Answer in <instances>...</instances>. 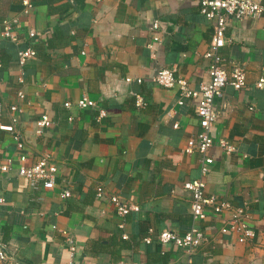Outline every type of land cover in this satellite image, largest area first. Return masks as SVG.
Returning <instances> with one entry per match:
<instances>
[{
    "label": "crops",
    "instance_id": "1",
    "mask_svg": "<svg viewBox=\"0 0 264 264\" xmlns=\"http://www.w3.org/2000/svg\"><path fill=\"white\" fill-rule=\"evenodd\" d=\"M201 3L32 0L25 14L23 0H0V124L16 118L23 143L18 147L14 133L0 130V163L13 160L9 173L0 172L7 264H68V238L76 247L73 264H185L186 251L157 236L166 230L184 236L193 227L212 241L189 264H264V86L256 87L264 78V13L228 22L221 53L228 71L231 62L245 68L246 87L236 91L228 85L216 100L218 118L210 129L215 145L207 153L214 162L203 178L206 196L246 208L253 239L241 242L220 232L229 214L193 220L184 184L201 178L204 155L186 152L200 132L197 101L179 105L177 88L153 82L162 68L176 69L193 90L209 82L204 55L213 23L201 13ZM6 19H17V43L1 35ZM29 30L37 32L35 38ZM27 48L37 56L21 69L18 51ZM82 96L96 107L65 108ZM13 105L23 112H11ZM100 110L107 113L101 120ZM42 116L52 125L38 135L36 120ZM220 139L237 151L226 154ZM44 155L58 168L56 183L33 190L17 169ZM64 190L71 196L63 198ZM113 195L138 210L120 216L110 202Z\"/></svg>",
    "mask_w": 264,
    "mask_h": 264
},
{
    "label": "built area",
    "instance_id": "2",
    "mask_svg": "<svg viewBox=\"0 0 264 264\" xmlns=\"http://www.w3.org/2000/svg\"><path fill=\"white\" fill-rule=\"evenodd\" d=\"M23 12L29 13L33 7L32 0H23ZM201 13L213 23V36L209 45V49L204 57L210 61L208 74L210 80L207 84H201L198 90H193L189 87L188 81L184 78L175 75L176 69L162 68L159 69L153 78V82L165 88H177L180 98L178 104L183 105L187 99L196 100L195 113L199 118L200 132L195 138H191L188 143L186 152H199L204 155L200 166L201 178L188 181L184 184L185 190L190 194V210L192 218L195 222L204 221L209 216L221 217L224 214H229V217L223 221V226L220 232L225 235H237L239 241L245 242L255 237V230L247 223L249 218L246 208L236 207L229 201H221L215 196H206V183L203 178L208 174L210 165L214 159L207 155L208 151L215 145V141L210 136V129L215 124L218 118V110L216 100L222 99L226 86H232L234 90L241 91L246 87V71L245 68L237 62H231V68L228 71L225 67L227 61L222 56V49L226 44V28L230 19L243 20L247 18H259L264 13V0H202ZM17 19H6L2 22L1 35L7 40L14 43L19 41V34L16 28ZM159 28L158 22H154L152 29ZM37 32L29 30L28 36L35 38ZM159 41L158 37L154 38ZM37 56V52L32 48H27L18 51V64L23 69L30 60ZM23 76L20 81L23 82ZM127 82H131L132 78H126ZM138 82H141L139 79ZM264 86V78H261L257 83V88ZM19 99L25 98V92L18 93ZM144 104L142 98L137 96V105ZM65 108L71 109L76 106L80 110L96 107V102L89 99L87 96H82L75 103L65 102ZM11 112L21 113L22 107L13 105L10 107ZM0 103V114L2 112ZM105 110H100L98 119L106 117ZM11 125H1L0 130L14 133V140L18 147L23 145L20 132L16 128L17 119L13 118ZM52 125V121L47 116H42L36 120V133L41 135L43 131ZM217 145L226 153L231 154L237 151L236 147L230 144L225 139H220ZM26 158L20 157V162H24ZM13 160L9 159L6 163H0V172L9 173L12 170ZM58 168L48 155L42 156L32 166H24L23 164L17 169V175L27 180L33 190L40 188H54L57 178ZM96 195L102 197L104 195L103 187L97 188ZM71 196L70 190L62 192L63 198ZM4 200L0 197V204ZM110 202L114 205L117 213L125 217L132 211L138 210V207L129 202L123 201L120 196L113 195L110 197ZM56 228V227H54ZM2 223L0 219V264L10 262V255L7 250V244L2 240ZM161 243H172L179 248H183L187 254V262L191 263V258L195 251L212 241L210 235L196 227H193L184 236H180L170 231H163L157 236ZM147 243L152 241L151 237L145 239ZM69 245L70 261L68 264H73L72 259L75 255L76 247L71 238L67 239ZM115 264H130L126 261H119Z\"/></svg>",
    "mask_w": 264,
    "mask_h": 264
}]
</instances>
